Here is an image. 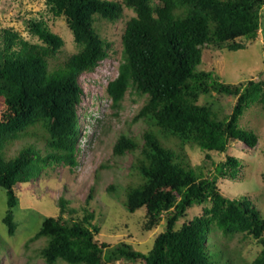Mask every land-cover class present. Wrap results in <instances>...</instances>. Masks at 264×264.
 Instances as JSON below:
<instances>
[{
  "label": "trees",
  "instance_id": "obj_1",
  "mask_svg": "<svg viewBox=\"0 0 264 264\" xmlns=\"http://www.w3.org/2000/svg\"><path fill=\"white\" fill-rule=\"evenodd\" d=\"M44 2L51 15L64 17L77 50L50 67L64 40L40 17L26 20L37 42L11 27L0 34V187L6 195V232L12 236L16 231L17 183L31 181L51 164H77L83 96L79 77L94 70L112 46L93 25L98 19L115 22L128 8L133 15L121 34L118 72L106 91L117 107L127 90L143 97L132 120H141L144 128L141 140L121 132L112 148L116 155L134 150L140 154L133 165L136 174L123 189L126 210L145 209L144 230L164 217V229L146 253L126 242L111 246L100 241V228L87 207L91 189L80 218L73 217L76 210L59 197L58 213L46 216L31 238H44L40 253L49 264H113L120 259L135 264H235L240 253L226 241L242 234L260 246L246 264H264V215L246 194L229 198L218 186L220 178H235L241 165L228 153L230 142L248 147L258 142L257 133L241 126L239 118L248 106L264 104V73L228 83L210 70L197 69L204 45L244 49L245 40L259 31L264 56V0ZM211 93L235 99L228 114L199 103L200 96ZM26 134L43 141L42 147L29 143L6 156L5 146ZM186 146L203 153L212 170L192 165ZM212 151L222 154V161L215 162ZM200 205V214L178 224L189 208Z\"/></svg>",
  "mask_w": 264,
  "mask_h": 264
},
{
  "label": "rangeland",
  "instance_id": "obj_2",
  "mask_svg": "<svg viewBox=\"0 0 264 264\" xmlns=\"http://www.w3.org/2000/svg\"><path fill=\"white\" fill-rule=\"evenodd\" d=\"M133 12L124 8L122 16L115 22L104 19L95 20L93 27L111 42L108 56L94 70L83 72L79 81L83 88L79 105V139L77 165L68 167L63 164H51L30 182L17 183L15 193L16 206L13 208L16 231L10 236L2 222L7 211L5 190L0 187V264H49L40 250L44 238L32 239L42 220L58 213L57 201L64 197L68 208H74L73 217L80 218L85 199L92 189V198L87 204L94 213L93 222L100 228L97 236L113 246L126 242L135 249L146 253L153 245L155 236L164 229V217L151 230H144L145 209L128 212L124 206L125 187L135 176L134 161L140 156L138 150L127 151L122 155L113 152V143L121 132L131 137H139L144 123L132 120L141 106L143 97L127 90L119 104L114 106L107 94V83L117 75V65L121 54V34L125 21ZM42 18L48 27L64 40L61 51L49 66L63 60L77 50L72 34L64 17H54L48 11L44 0H0V34L3 28L11 27L25 39L37 42L26 28V20ZM244 49L232 51L213 45H204L201 61L197 69L210 70L228 83H237L248 79H257L264 73L262 34L259 31L253 39L245 40ZM213 104V108L228 114L235 99L224 94L202 95L199 103ZM3 100L0 97V111ZM240 125L253 129L258 136L254 147H248L240 141H231L228 153L237 157L241 165L235 178H220L218 186L222 194L229 198L246 194L264 215V104L255 103L244 109L239 118ZM29 131V130H28ZM32 143L38 148L41 142L35 136L26 134L5 146L6 156L14 155L23 145ZM192 165H203L212 170L211 161L203 159V153L197 148L186 146ZM42 153H44L42 151ZM215 162L222 161L223 155L209 153ZM111 187L113 188L112 190ZM124 189V190H123ZM123 202V203H122ZM203 205L192 206L178 221H188L201 213ZM229 249H237L239 257L235 264H246L259 252L260 246L253 239L237 234L226 241ZM53 264H67L59 260ZM113 264H135L129 259H120Z\"/></svg>",
  "mask_w": 264,
  "mask_h": 264
},
{
  "label": "clouds",
  "instance_id": "obj_3",
  "mask_svg": "<svg viewBox=\"0 0 264 264\" xmlns=\"http://www.w3.org/2000/svg\"><path fill=\"white\" fill-rule=\"evenodd\" d=\"M107 87V86H106ZM78 139H79V137H78ZM77 148H78V143H77ZM77 152H78V150H77ZM78 162V161H77ZM58 164V163H57ZM62 164V163H61ZM63 165H65V164H63ZM77 165V164H76ZM68 166V165H67ZM68 167H70V166H68ZM30 182V181H29ZM26 183V182H25Z\"/></svg>",
  "mask_w": 264,
  "mask_h": 264
}]
</instances>
